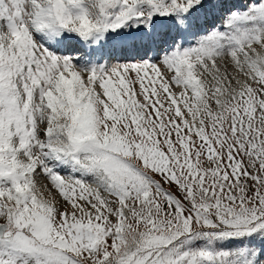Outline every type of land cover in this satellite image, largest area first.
I'll return each mask as SVG.
<instances>
[{
	"label": "snow or ice",
	"instance_id": "6c2138e0",
	"mask_svg": "<svg viewBox=\"0 0 264 264\" xmlns=\"http://www.w3.org/2000/svg\"><path fill=\"white\" fill-rule=\"evenodd\" d=\"M0 264H264V0H0Z\"/></svg>",
	"mask_w": 264,
	"mask_h": 264
}]
</instances>
